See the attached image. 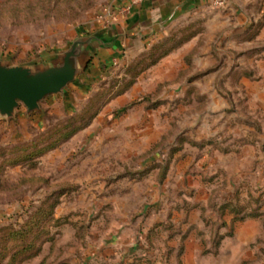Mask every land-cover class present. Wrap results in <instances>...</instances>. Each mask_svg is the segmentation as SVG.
Segmentation results:
<instances>
[{
	"label": "rangeland",
	"instance_id": "obj_1",
	"mask_svg": "<svg viewBox=\"0 0 264 264\" xmlns=\"http://www.w3.org/2000/svg\"><path fill=\"white\" fill-rule=\"evenodd\" d=\"M110 1L0 0V60L58 63ZM102 51L0 115V264H264V0Z\"/></svg>",
	"mask_w": 264,
	"mask_h": 264
},
{
	"label": "water",
	"instance_id": "obj_2",
	"mask_svg": "<svg viewBox=\"0 0 264 264\" xmlns=\"http://www.w3.org/2000/svg\"><path fill=\"white\" fill-rule=\"evenodd\" d=\"M99 44L95 36L77 39L58 63L45 67L14 65L0 60V115L14 116L21 103L29 111L38 109L47 95L61 92L77 78L89 60L84 61V58Z\"/></svg>",
	"mask_w": 264,
	"mask_h": 264
},
{
	"label": "crops",
	"instance_id": "obj_3",
	"mask_svg": "<svg viewBox=\"0 0 264 264\" xmlns=\"http://www.w3.org/2000/svg\"><path fill=\"white\" fill-rule=\"evenodd\" d=\"M213 5L214 0H142L129 14L120 15L119 19L113 21L109 29L105 30L106 34L103 30L96 32L95 37L101 46L94 50L101 58L102 50H109L107 55L122 63L133 51L167 33L174 24L188 18L198 9Z\"/></svg>",
	"mask_w": 264,
	"mask_h": 264
},
{
	"label": "built area",
	"instance_id": "obj_4",
	"mask_svg": "<svg viewBox=\"0 0 264 264\" xmlns=\"http://www.w3.org/2000/svg\"><path fill=\"white\" fill-rule=\"evenodd\" d=\"M142 0H111L100 12L99 18L107 25L119 19L120 15L129 14L133 8L140 4ZM225 0H214V4L220 5Z\"/></svg>",
	"mask_w": 264,
	"mask_h": 264
}]
</instances>
